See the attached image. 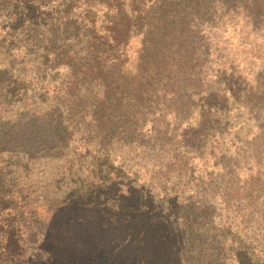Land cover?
Instances as JSON below:
<instances>
[{"label": "rangeland", "instance_id": "rangeland-1", "mask_svg": "<svg viewBox=\"0 0 264 264\" xmlns=\"http://www.w3.org/2000/svg\"><path fill=\"white\" fill-rule=\"evenodd\" d=\"M10 81L23 100L0 120L40 141L0 210L10 264L33 262L74 191L98 190L109 211L198 221L204 259L264 264V0H0Z\"/></svg>", "mask_w": 264, "mask_h": 264}, {"label": "trees", "instance_id": "trees-1", "mask_svg": "<svg viewBox=\"0 0 264 264\" xmlns=\"http://www.w3.org/2000/svg\"><path fill=\"white\" fill-rule=\"evenodd\" d=\"M4 89V92L0 89V112L12 108L23 90L11 81ZM22 100L23 95L19 101ZM51 114L54 115L52 112L46 115ZM8 121L0 120V159L10 163L11 168H18L15 158L19 161L18 156L30 153L28 145L33 148L40 141L30 138L25 144L20 143ZM53 129L50 140L54 138L57 142L51 149H57L58 145L62 148L66 140L64 130L59 126ZM9 168H0V210L11 208L9 203L15 190L22 197L25 185L19 182L21 172L17 168L6 171ZM99 191L81 196L74 191L71 202L64 210H57L49 229L42 234L40 251L29 264H226L218 249L209 256L205 254L209 260L202 258L206 243L198 221L187 215L171 220L169 216L155 215L151 208L143 215H133L124 207L109 211L102 208L103 195ZM11 209L4 218L7 230L0 226V235L3 231L2 238H6L0 264H10L16 255L17 240L12 241L15 216L11 217Z\"/></svg>", "mask_w": 264, "mask_h": 264}]
</instances>
